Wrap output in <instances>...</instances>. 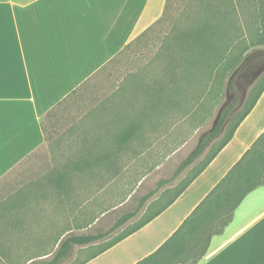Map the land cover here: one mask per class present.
I'll return each mask as SVG.
<instances>
[{
  "label": "crops",
  "instance_id": "obj_1",
  "mask_svg": "<svg viewBox=\"0 0 264 264\" xmlns=\"http://www.w3.org/2000/svg\"><path fill=\"white\" fill-rule=\"evenodd\" d=\"M166 3L0 0V180L46 143L45 115L159 20ZM128 101L101 106L99 118L84 123L88 132L74 138L82 144L80 150L60 164L66 176L62 193H73L75 201L60 197L55 202V189L47 185L50 226L37 233L59 241L104 233L83 232L108 214L115 216L111 230H116L142 222L169 204L83 264H135L153 253L264 133L263 90L229 142L174 198L182 171L181 141L172 137L167 150V138L160 132L171 119L153 111L151 117L135 121L146 106ZM136 126L135 133L121 137L125 128ZM83 192L90 193L89 199L95 193L103 196L88 206L79 201ZM32 201L36 217H41L43 200ZM198 264H264V185L245 196Z\"/></svg>",
  "mask_w": 264,
  "mask_h": 264
},
{
  "label": "trees",
  "instance_id": "obj_2",
  "mask_svg": "<svg viewBox=\"0 0 264 264\" xmlns=\"http://www.w3.org/2000/svg\"><path fill=\"white\" fill-rule=\"evenodd\" d=\"M199 3L198 12H195L193 3L189 1L181 15L173 22L171 30L164 37L148 64L128 73L125 83L116 89V93L121 95L122 99L112 102L124 105L130 99L134 103H143L146 106V109L140 110L134 116L135 121L146 118V116L151 117L153 111L155 115L161 114V111L164 113L165 110L183 112L184 114L191 113L196 108H202L204 102L207 101L206 97H213L215 100L218 97L223 98L225 93L235 89V78L245 66L243 60L251 54V52H246L249 47L264 44V35L260 34L261 30L258 28L259 22H263L264 0H199ZM172 6L173 0H167L162 17L103 65L101 69H106L126 51L142 44L151 29L168 20ZM241 9H247L246 13L242 14ZM243 21L247 31L243 26ZM248 34L251 35L252 41L246 45L245 38ZM89 80L90 78L84 83ZM83 84L67 97L79 92ZM254 86L258 87L257 91L250 101H245L241 113L232 118L231 128L224 139L196 168L194 173L180 184L174 198L208 166L233 137L236 128L251 111L264 90V73ZM126 91H130L129 96L125 95ZM67 97L56 106L64 102ZM53 109L45 117L49 116ZM221 115L216 118L211 130L201 137L199 144L190 155L184 159L181 170L197 159L210 141L222 132L224 117ZM42 127L45 132L43 122ZM137 130V126L125 128L121 137L124 139ZM65 177L62 167L60 165L55 167L42 180L30 183L13 195L6 204V210L0 214V218L8 220L7 222L14 225L15 228H17L16 225L22 226L23 222H18V217L11 219L8 212L12 214L17 207L28 206L31 200L44 199L47 194V185H50L55 191L62 192ZM260 185H264V133L179 228L157 250L135 264H198L207 255L213 236L224 231L245 196ZM155 214L112 239L77 264H83L105 251L140 228ZM108 233L106 231L97 234L69 235L59 242L51 259L41 260L37 264H59L71 255L75 245L92 244Z\"/></svg>",
  "mask_w": 264,
  "mask_h": 264
},
{
  "label": "rangeland",
  "instance_id": "obj_3",
  "mask_svg": "<svg viewBox=\"0 0 264 264\" xmlns=\"http://www.w3.org/2000/svg\"><path fill=\"white\" fill-rule=\"evenodd\" d=\"M189 1L194 5L193 10L198 12L199 0H173V6L170 9L168 20L161 22L151 29L142 44L126 51L116 62L112 63L106 69H101L81 86L82 88L79 92L67 97L64 102L52 110L49 116L43 118L46 143L0 180V214L6 210V204L13 195H16L18 191L24 189L30 183L33 184L36 181L42 180L55 167L64 164L70 154L74 155L80 150L82 144L78 143L74 138L88 132L85 131L88 129L85 128L84 123L88 120L99 118L100 112L98 110L102 109L100 108L101 106L113 103V100L115 102L116 99H122V96L116 93L118 86H122L125 83L128 73L136 71L142 65L148 64V61L157 52L164 37L171 30L173 22L181 15ZM246 11L247 9H241L242 14L246 13ZM244 28H246V24ZM258 28L261 30L260 34L262 33L264 35V17L263 22H259ZM245 39L246 45L252 41L250 34ZM259 51H264V44L251 45L246 52L253 54ZM245 60L246 58L243 62ZM253 61L255 64H252L250 70H248L247 80L252 79V73L260 61H264V57H257ZM242 72L243 70L235 79ZM247 82L236 85L234 90L225 93V96L221 99L220 97L216 100L213 97H206L207 101L204 102L202 108H196L191 113L184 114L183 112L167 110L163 113L164 118L171 119L168 126H165V129H161L160 131L161 133H165L167 138V150L172 145L171 138L176 137V140L179 138L182 146V161H184L199 144L200 138L214 126L220 107L228 100V93L230 95L235 94L230 108L221 115V117H224L222 132L210 141L204 152L197 159L181 171L180 182L176 180V190L183 181L187 180L194 173L196 168L206 160L224 139L231 128L232 118L237 117L243 110L245 102L240 106L239 101L244 91L247 93V101H250L254 96L258 87L254 86L255 84L247 85ZM83 193L79 201L80 203L85 202V205L88 206L92 201L97 202L99 197L102 199L103 196V192L95 193V198L89 199V196H91L90 193ZM64 194L55 191L54 201L59 202L62 199L71 201L74 199L72 196L74 195L73 193ZM42 200L41 217H36V208L32 205L34 203L32 200L31 202L29 201L30 204L28 206L26 205L23 208L17 207L12 214L8 212L11 219L18 217V222H23L22 226L16 225L17 228H15L14 225L7 222L8 220L0 218V264H37L41 260H48L53 257L60 241L57 239H45L37 233L40 228L43 227L42 229H44L50 226L46 223V212H52V210L50 206L47 207L45 205L46 199ZM114 221L115 216L108 214L100 222L87 228L83 233L103 231H108L109 233L92 244L75 245L72 248L71 255L59 264H77L81 262L112 239L136 225L126 224L121 228L111 230ZM42 251L50 252L51 254L44 256L41 253Z\"/></svg>",
  "mask_w": 264,
  "mask_h": 264
},
{
  "label": "flooded vegetation",
  "instance_id": "obj_4",
  "mask_svg": "<svg viewBox=\"0 0 264 264\" xmlns=\"http://www.w3.org/2000/svg\"><path fill=\"white\" fill-rule=\"evenodd\" d=\"M257 57H264V55H253V56H251L250 57V59L248 60V61H246L245 62V66H244V68H243V72L241 73V75L237 78V79H235V82H236V85H241V83L243 82V83H245V82H247V85L249 84V82H250V80H247V78H246V76H247V73H248V70H250V68H251V65L252 64H255V62L253 61V59H255V58H257ZM264 61H260V63L257 65V66H259L260 64H262ZM259 67H261V65L259 66ZM259 67H257L255 70L256 71H258V68ZM262 67H264L263 65H262ZM261 69V68H260ZM264 73V72H263ZM262 73V74H263ZM261 74V75H262ZM260 75V76H261ZM260 76L255 80V82H253L252 84H250V85H254L255 83H256V81L260 78ZM235 96V94H233V95H230V93H229V95H228V100L224 103V108H223V110H222V112H221V114L223 115V113L227 110V109H229L230 108V106H231V103H232V99H233V97ZM246 97H247V93L244 91V93L242 94V96H241V98H240V101H239V105L241 106L244 102H245V100H246ZM230 113V112H229Z\"/></svg>",
  "mask_w": 264,
  "mask_h": 264
},
{
  "label": "water",
  "instance_id": "obj_5",
  "mask_svg": "<svg viewBox=\"0 0 264 264\" xmlns=\"http://www.w3.org/2000/svg\"><path fill=\"white\" fill-rule=\"evenodd\" d=\"M253 55H264V51H259V52H257V53H253V54H251V55H249L247 58H246V60H245V62L246 61H248L249 59H250V57L251 56H253ZM244 62V63H245ZM261 65V67H259ZM259 66H257V67H259L258 68V71H254L253 73H252V79L250 80V82H249V84H252L253 82H255V80L264 72V67H262V65L264 66V62L262 63V64H260ZM261 68V69H260ZM228 95H229V93H228ZM223 108H224V106H222L221 108H220V110H219V112H218V115H217V118L221 115V112H222V110H223Z\"/></svg>",
  "mask_w": 264,
  "mask_h": 264
}]
</instances>
